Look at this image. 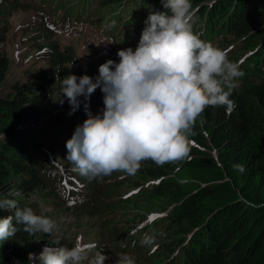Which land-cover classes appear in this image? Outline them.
<instances>
[{
	"label": "trees",
	"instance_id": "trees-1",
	"mask_svg": "<svg viewBox=\"0 0 264 264\" xmlns=\"http://www.w3.org/2000/svg\"><path fill=\"white\" fill-rule=\"evenodd\" d=\"M122 1L105 3L113 6ZM147 1L146 10L162 11L157 7L158 0ZM208 1L190 0L193 10ZM11 2L14 0H0V46L7 40L3 20L13 13L11 9L29 10ZM213 9L217 11L214 18L229 28L224 46L238 44V49L242 48V54H228L229 61L245 69L236 78L238 86L229 97L236 103L235 110L229 115L225 106L206 107L191 127L188 157L163 164L146 159L134 174L124 172L130 176L128 183L137 189L132 199L116 196V188L126 183L116 179L115 172H123L114 171L105 177L107 180L98 182L95 196L94 177H89L82 193L85 204L75 207L81 211V218L83 214L98 217L95 221L102 222L112 238L128 235L123 229L133 231L138 224L146 223L138 235L149 240V249L160 257L148 259L147 250L142 251L137 244L144 264L166 262L163 256L173 254L177 247L179 255L170 264H264V0H217ZM30 41L32 62L42 64L36 65L33 76L4 91L1 87L9 81L11 61L0 47V199L14 200L17 207L25 201L31 207L33 199L34 204L40 203V195L52 192L61 197L57 183H53L59 177L46 172L51 164L46 151L40 150L41 156L33 159L31 149L38 150V144L31 141L32 134L21 124L27 114L40 116L49 109L43 101L57 100V76H77L72 67L77 64L73 49L60 50L52 37ZM66 125L73 135L76 125ZM56 146L51 149L53 154ZM63 156L67 157L66 148ZM39 209L40 205L35 212ZM5 211L7 215L15 213V209H0V219L8 217ZM150 214L157 216L151 223ZM109 216L118 219L113 228L107 222ZM17 227L20 230L14 237L0 241V264H31L29 247L36 238L45 237L24 232L22 225ZM174 236L181 237L177 247L173 245L176 241L164 245ZM63 243L67 244L65 239Z\"/></svg>",
	"mask_w": 264,
	"mask_h": 264
},
{
	"label": "clouds",
	"instance_id": "clouds-1",
	"mask_svg": "<svg viewBox=\"0 0 264 264\" xmlns=\"http://www.w3.org/2000/svg\"><path fill=\"white\" fill-rule=\"evenodd\" d=\"M216 2L217 0L205 2L193 10L190 0H158L157 7L162 11L151 12L145 9L148 2H137L139 9L133 10L134 5L129 6L131 12L138 17L147 13L149 15L147 14L148 17L144 21L145 27L135 50L131 47L119 50V63L107 60L99 66V75L95 80L88 75H68L63 79L57 76L60 81L59 103L64 104V99H60L64 97L69 106L50 112L58 129L56 134L61 136L52 141H58V151L62 146L66 147L67 157L53 154L50 146L48 150L32 148L31 151L40 156L41 151H46V157L51 161L50 167H46V172H53L59 177L53 180V183L54 186L55 182L57 183L58 193L62 192L61 197L58 198L53 192L44 197L40 195V203L34 204L33 199L31 207L26 206V201L17 207L14 200L0 199V209H15V213L9 214L10 216L5 211L4 214L8 217L0 219V241H8L14 237L20 230L17 225H22L24 232L30 235L43 233L48 237L45 241L53 242L56 224L51 215L52 208L58 205L62 198L69 204L73 215H81V211L75 207L85 204L81 196L85 192L89 177H94V181H97L94 185L95 196L99 192L98 182L107 180L105 177L114 171L123 172L116 179L128 183V174H134L143 160L152 159L163 164L184 159L190 152L191 127L206 107L225 106L229 115L235 110L236 103L229 97L238 86L236 78H240L245 69L242 67L240 70L237 62L229 61L228 54H242V48L238 49V44L224 46L218 41L228 34L229 28L214 18L213 14L217 11L213 8ZM129 3L130 0L121 2L122 5ZM101 6L110 7L112 4L105 3ZM123 12V9L120 10L121 14ZM193 17L195 23L192 26ZM213 22L219 27H207L208 23ZM41 33L42 37H49L52 32L42 28ZM209 37L216 39L208 40ZM133 38V34L129 38L126 37V41L121 43L124 46L120 47L129 46ZM216 40L218 42L213 43ZM66 48L72 49L69 46ZM17 81L19 80L8 81L1 89L6 90ZM97 88L103 93L102 115H93L89 110L88 101ZM79 97L84 98V108L80 106ZM67 108L71 111L63 117ZM70 123L76 125L73 135H70V128L66 125ZM25 130L32 134L31 141L36 143L33 128L26 127ZM38 134L43 140L51 141L52 137L46 130L38 129ZM68 160L70 163L66 164ZM59 162L62 165H59ZM59 167L61 172L58 171ZM77 171L80 172L79 175H76ZM118 188L116 196L122 199L133 198L134 192L137 191L136 187L132 186V195L127 198L126 195L119 196ZM55 198L57 200L54 203ZM38 205L40 209L35 212ZM156 218L157 216L150 214L149 222ZM107 222L113 228L118 219L112 220L109 216ZM145 226L146 223L138 224L133 234L128 237H133L129 247L135 254H140L141 251L136 248L137 244L141 249L149 247V240L141 234L138 235ZM123 236L127 235L116 234L113 239L120 240ZM180 239V236H174L164 245L168 246L176 241L173 245L177 247L176 243ZM98 243L85 245L78 242L71 248L46 244L40 253L29 247L28 262L105 264L108 257L102 254L103 248L99 247ZM98 247L100 250L94 255V250ZM179 251L180 247H177L173 254L166 253L163 256L166 262L162 264H170L179 255ZM156 256L154 253L150 259ZM145 257H149L147 252ZM136 263L144 264L141 257L134 261L127 254L120 255L117 260V264Z\"/></svg>",
	"mask_w": 264,
	"mask_h": 264
},
{
	"label": "rangeland",
	"instance_id": "rangeland-1",
	"mask_svg": "<svg viewBox=\"0 0 264 264\" xmlns=\"http://www.w3.org/2000/svg\"><path fill=\"white\" fill-rule=\"evenodd\" d=\"M51 1L52 0H46L42 9L47 8ZM68 3L74 4L73 12L76 13L77 17L73 20L60 17V11L55 12V15L57 16H51L48 13L40 11L41 8L29 12L18 10L11 13L5 18V20H3L5 21L3 24L7 27V32L5 34L7 35V40L5 43H2L0 47L1 49H4L11 61L10 70L7 74V77L9 76V81L22 80L33 76L34 70H37V66L42 64V62L35 64L32 62L33 50L30 48V38L33 34H31L30 29L37 25L40 28L46 29V25L43 24L44 18L49 19V21L52 22V26L55 27V34L53 33V35L58 48L61 50L65 49L67 46L72 47L74 59L77 63L72 67L73 71L77 72V77L88 75L95 80L99 75V66L104 64L107 60L111 59L116 61V63H119V58L113 55L115 53L114 48L116 46H124V44H120L121 40H119V35L121 30L125 31L127 28V22L123 20L130 17V11L127 10V12L120 14V10H124V5L113 10L109 7H102L101 3H98V0H71ZM68 20L70 23H68ZM136 27L137 26L128 27V30L133 31ZM207 27H213L214 29L219 26L216 22H213L208 23ZM69 28L71 29L70 32L68 31ZM107 29V33L104 34V31ZM104 36H106L108 41L112 43L111 45L114 46L110 51L96 45L91 46V42L103 39ZM227 38L228 36L225 35L222 38H219L218 41H221L224 44ZM137 45L138 42L133 43L131 46ZM65 70L69 71V68H65ZM60 99H64L63 105H60L59 103V96L56 101L55 97L51 98V101L49 102L43 101L42 105L48 106L49 109L43 111L40 116H34L33 113L27 114L23 119L24 123L21 124V126H26L27 129L33 128L35 131L33 137L37 138L36 144H38L37 147L41 150H48V146L55 147L57 145V141L52 140L56 138L55 136L58 129L52 120L50 112L56 111L59 107L66 108L69 106L66 98L60 97ZM78 99L81 101L80 106L84 108V98L79 97ZM88 103L89 110L93 115H102V110L104 109L103 93L99 88H97L91 95ZM53 104L58 105L53 107ZM70 111L71 109L67 108V111H64L65 115L63 117H66ZM45 113L47 114L43 115ZM38 129L46 130L52 137L51 141L43 140L38 134ZM56 151H58L57 148ZM30 155L31 154L28 153L27 158H29ZM36 155L39 154L32 153L33 159ZM58 164L62 165L60 162ZM58 171L61 172L60 167L58 168ZM115 175L117 177L120 176L118 172H115ZM131 190H133V188L131 182H129L119 189V194L122 197L126 195L128 198L132 195L130 194ZM136 194L137 192H134L133 195ZM82 199L83 196H81V200ZM51 215L55 218L54 222L56 224V228L53 230V242H47L43 237L33 241L31 249L36 253H40L46 244L71 248L78 242L85 245L88 243L97 245L99 242L98 246L103 248L102 254L108 257L106 260L107 264H117L118 257L122 254L130 255L134 261L141 257V254L131 252L129 247L133 237H131V239H128V237L133 234V231L123 229V232L128 231V235L123 236L120 240H114L107 234V227H104L102 222L100 224L95 221H98V217L83 215L81 218L80 214L73 215L70 211L69 204H67L62 198L58 205L52 208ZM47 217H49V215ZM102 233L103 237H101ZM42 235L46 237L45 234L42 233ZM49 236H51V234ZM64 239L67 244L63 243ZM141 250H147V255H149L148 259L151 258V255H154V251H151L149 247L142 248ZM95 252L96 250H94V255ZM157 256L160 257L159 254H157Z\"/></svg>",
	"mask_w": 264,
	"mask_h": 264
},
{
	"label": "water",
	"instance_id": "water-1",
	"mask_svg": "<svg viewBox=\"0 0 264 264\" xmlns=\"http://www.w3.org/2000/svg\"><path fill=\"white\" fill-rule=\"evenodd\" d=\"M97 181H94V185H96L97 183H96ZM71 206H74V205H71Z\"/></svg>",
	"mask_w": 264,
	"mask_h": 264
},
{
	"label": "bare ground",
	"instance_id": "bare-ground-1",
	"mask_svg": "<svg viewBox=\"0 0 264 264\" xmlns=\"http://www.w3.org/2000/svg\"><path fill=\"white\" fill-rule=\"evenodd\" d=\"M57 44V42H55ZM133 44V43H132ZM72 130H75L74 128H72Z\"/></svg>",
	"mask_w": 264,
	"mask_h": 264
}]
</instances>
